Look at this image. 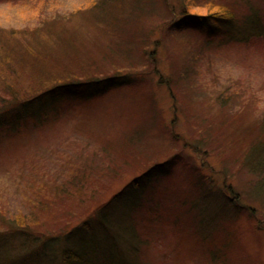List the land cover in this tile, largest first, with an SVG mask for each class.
Returning a JSON list of instances; mask_svg holds the SVG:
<instances>
[{
    "label": "rangeland",
    "instance_id": "374dc122",
    "mask_svg": "<svg viewBox=\"0 0 264 264\" xmlns=\"http://www.w3.org/2000/svg\"><path fill=\"white\" fill-rule=\"evenodd\" d=\"M184 4L204 16L227 10L240 21L256 12L264 30V0H0V54L14 44L3 58L14 60L24 90L40 79L19 52L42 40L38 63L61 77L113 68L136 77L130 93L104 81L103 92L74 91L43 120L0 129V237L13 236V254L26 253L25 230L28 238H48L93 221L92 208L148 163L176 156L145 190L159 195L160 209L144 202L136 264H264V175L244 164L252 143L264 139V36L214 40L218 47L208 46L203 30L168 33L163 25ZM160 72L173 75V92L158 82ZM222 187L238 211L211 220L203 233L190 231L187 203L176 211L172 199Z\"/></svg>",
    "mask_w": 264,
    "mask_h": 264
},
{
    "label": "trees",
    "instance_id": "16d2710c",
    "mask_svg": "<svg viewBox=\"0 0 264 264\" xmlns=\"http://www.w3.org/2000/svg\"><path fill=\"white\" fill-rule=\"evenodd\" d=\"M176 15L177 17H173L163 25L168 33L185 32L191 29L203 30L206 33L208 46H218L213 43L214 40L219 41L221 44L229 42L230 39L239 42L243 39L247 40L249 36L244 38V34H251L250 37L252 35L264 36V30L256 12H250L240 21L237 15L227 10L215 11L204 16L191 12L184 4L181 11ZM36 33L33 31V34ZM50 35L54 38L57 36L55 33ZM23 36L25 37V34ZM24 40L26 41V38ZM116 44L117 46L124 44L123 39H120ZM30 45L28 44L26 50L19 53L26 60L27 67H29L28 72H34L37 75L36 79L40 80H37L38 84L26 88V90L20 86L21 80L19 73L14 69L16 67L14 60H7V56L14 53L11 51H16L14 44L10 42L9 46L5 48L6 51L3 49V53L0 54V82L3 84L1 88L4 92L3 95L0 94V129L14 130L31 122L43 120L47 116L50 106L59 103L63 97H68L74 91L83 92L85 93L84 96L103 92L105 88L101 86L104 81L106 84L115 83L128 87L127 93L135 89L136 80L134 79L136 77L130 75L132 72L115 73L120 71L116 68H113V72L109 75L104 72L101 73V76L93 73L76 77L71 73L61 77V75L53 72L50 65L43 66L39 64L40 60L35 57L43 55L44 40H42V44L41 42L36 43V48L39 45L38 50ZM124 48L127 52V58L133 59L134 55L129 54L132 52H128V48ZM3 54L7 56L3 58ZM147 55L152 58L151 60H154L153 54L148 52ZM32 60L37 64L36 68L33 63H29ZM22 66L18 61V67ZM146 66H148V63H146ZM89 67H84L85 72H89ZM154 69L158 73V69L156 67ZM166 74L163 75L160 72L158 82H163L167 85L169 91L173 92V75L170 72ZM44 77L46 79H43ZM51 77H53V81L50 80ZM135 137L130 133L129 138L131 139H128V141H136ZM263 140L256 139L252 143L248 154L245 156L246 161L244 160V164L246 162L252 163L251 165H254L259 175H264ZM117 147H119L118 144L116 147L109 149L116 150ZM175 159L176 156L174 158L171 156L163 162L148 163L146 168L131 178L120 190L112 194L105 202L92 208L91 213H93L95 219L93 221H83L80 225L70 228L62 234L60 233V235L48 238L40 236L32 237V239L28 238V231L25 230L23 232L25 241L21 243V247L24 245L26 247L25 254H13L14 252L12 253L11 250L18 251L17 247L14 248L13 245L8 246L7 244V239L13 236L3 234V237H0V250L4 253V256H0V264H136V255L133 254L137 250L136 243L140 244L137 238L139 234L137 232L139 225L137 221L138 218L139 220L142 218L141 213L145 211L147 206L144 202L149 201L150 207L155 205L156 211L160 209L159 195L151 196L145 190L147 187L150 188L148 185L152 182V178L162 176L169 170ZM197 187H201V183L198 182ZM176 195L179 197L172 199L175 205L174 209L177 207L176 211H178L180 204L187 203L188 211L184 214V218H186V214H189L187 220L191 227L190 231H196V234L205 232L211 220H217L219 216L223 217L230 210L238 211L235 209L237 205L234 204L228 190L226 191L223 187L220 192L217 190L214 194L209 192V189L204 188L193 197L185 198L183 194ZM201 200L214 201L217 205L215 208L201 207ZM177 202L179 206H177ZM179 220L180 218H175L174 222ZM18 240L15 238L16 245ZM26 240H31L30 244L32 246L36 244V246H28ZM55 244H59V246ZM57 250L58 259L55 257Z\"/></svg>",
    "mask_w": 264,
    "mask_h": 264
}]
</instances>
